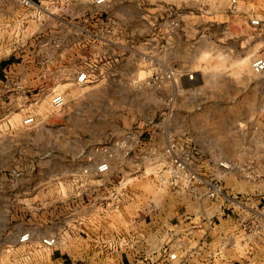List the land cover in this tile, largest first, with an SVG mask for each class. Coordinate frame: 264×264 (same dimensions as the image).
Segmentation results:
<instances>
[{"label":"rangeland","instance_id":"obj_1","mask_svg":"<svg viewBox=\"0 0 264 264\" xmlns=\"http://www.w3.org/2000/svg\"><path fill=\"white\" fill-rule=\"evenodd\" d=\"M3 2L0 61L13 64L0 81V264H51L41 238L84 214L113 221L129 185L172 192L155 171L171 146L236 167L222 184L241 206L225 205L256 212L245 239L264 241V73L251 68L264 59V0ZM117 192L120 209H105Z\"/></svg>","mask_w":264,"mask_h":264},{"label":"built area","instance_id":"obj_2","mask_svg":"<svg viewBox=\"0 0 264 264\" xmlns=\"http://www.w3.org/2000/svg\"><path fill=\"white\" fill-rule=\"evenodd\" d=\"M21 6L27 10H40V2L33 0H18ZM104 0H96V3H101ZM235 2V0H232ZM249 24L252 27L261 25L259 18H251ZM251 68L255 74L264 73V59L255 58L251 63ZM87 75L85 72H80L76 76V81L79 83L85 82ZM62 102V97L56 95L52 98V103L58 105ZM261 108L264 111V88L261 95ZM34 121L33 116H27L24 119L25 124H31ZM168 156V162L155 168L156 181L158 184L167 185V187L178 196L189 200L192 203H197L201 210H196L192 213L183 212L181 218L175 222L162 220L157 229L162 230L155 236H125L123 234L114 235L110 243L128 247L133 251L131 261L133 264H189L193 258H201V264H227L225 252L230 247H236L238 241L235 237H224L217 245L218 249L210 244L211 242L203 239L197 240L191 237L193 230L200 228L201 224H205L206 230L212 229L217 221L216 213L203 209L202 203L204 200L216 202L220 199L225 205L227 200L241 206L240 198H230L222 184V176L230 171L236 170V167L223 161H208L207 163H196L193 158L184 154L182 150L173 146L165 150ZM155 166V165H153ZM110 169V164L107 161H100L95 165L97 174H104ZM137 169H140L138 167ZM239 199V201H238ZM121 204V194L114 193L106 199L104 208L119 209ZM222 204V205H223ZM226 206V205H225ZM200 209V208H199ZM230 210V207H226ZM155 210L150 208L148 214H153ZM255 216L257 215L254 212ZM248 217L238 215L237 222L244 236L240 239L242 244H246L245 239L248 235H253L257 230H253L256 223V217ZM139 217L136 221H139ZM31 237L28 232L22 233L18 237V242L25 244L30 241ZM186 240H189L188 244ZM41 245L46 248H52L57 243L56 236H46L41 238ZM240 244V243H239ZM205 252V253H204Z\"/></svg>","mask_w":264,"mask_h":264},{"label":"crops","instance_id":"obj_3","mask_svg":"<svg viewBox=\"0 0 264 264\" xmlns=\"http://www.w3.org/2000/svg\"><path fill=\"white\" fill-rule=\"evenodd\" d=\"M45 1V0H34ZM8 11V4H0V27L5 21V12ZM4 14L2 15L1 13ZM13 64L6 60L0 61V81L6 77L7 67ZM96 185L97 182H95ZM132 185L127 188L126 198L121 206L118 216H114L113 221L105 219L104 215L84 214L79 217L76 224L64 226L62 230H50L46 236H56L57 243L50 252L51 264H133L131 258L133 251L128 247L117 248L110 243L114 235L124 234L125 236H155L162 230H154L160 225L162 220L172 222L181 218L183 212L192 213L201 210L197 203H192L176 193L168 192L163 198L157 195L148 198V190L132 189ZM226 187V186H225ZM225 189V188H224ZM228 187L225 189L227 192ZM264 196L258 197L261 202ZM241 199V197H240ZM219 201L210 202L204 200L202 208L216 213V224L206 230L205 224L193 230L191 237L211 242L210 244L218 249L217 245L224 237H236L243 234L241 230H234L237 225V216L241 215L238 211L227 210ZM153 208L155 212L148 214L147 210ZM200 208V209H199ZM120 209V208H119ZM235 213V214H234ZM139 217V221L136 218ZM110 226V227H109ZM238 226V225H237ZM109 228V229H108ZM111 228V229H110ZM264 230H261L263 235ZM255 237V236H254ZM259 236H257L258 238ZM41 238V237H40ZM263 239V238H262ZM258 240H261L260 238ZM254 238L251 243L240 244L230 247L226 252L227 264H264V241ZM189 240H186L188 244ZM205 253V252H204ZM201 258H193L189 264H201Z\"/></svg>","mask_w":264,"mask_h":264}]
</instances>
